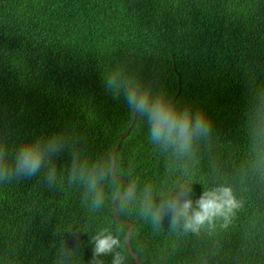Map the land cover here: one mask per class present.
Returning <instances> with one entry per match:
<instances>
[{"label":"trees","instance_id":"trees-1","mask_svg":"<svg viewBox=\"0 0 264 264\" xmlns=\"http://www.w3.org/2000/svg\"><path fill=\"white\" fill-rule=\"evenodd\" d=\"M122 63L178 106L203 110L212 132L177 157L149 140L123 95L105 88ZM63 132L46 169L0 184V264H90L94 237L118 235L125 264H264V0H0V140L11 147ZM105 171L104 207L90 211L85 186L68 183L73 158ZM115 161L111 176V165ZM182 184L193 199L230 186L242 207L197 233L158 227L140 214L146 186L158 204ZM134 193V196H133ZM111 264L112 255L100 257Z\"/></svg>","mask_w":264,"mask_h":264},{"label":"clouds","instance_id":"clouds-1","mask_svg":"<svg viewBox=\"0 0 264 264\" xmlns=\"http://www.w3.org/2000/svg\"><path fill=\"white\" fill-rule=\"evenodd\" d=\"M105 88L114 97L123 95L129 112L137 119L146 121L151 143L164 150H171L177 157L192 154L194 144L201 138H207L212 132V122L206 113L194 111L191 106H178L163 88L154 89L133 68L118 63L105 75ZM63 132H53L24 139L11 147L0 140V184L19 182L32 178L46 169V180L51 186L57 180V170L53 157L65 147ZM105 171L89 166L87 161L73 158L68 183L81 182L85 186V202L90 196L89 208L99 212L104 207L105 193L101 186ZM193 189L182 184L174 195L162 197L157 204L150 186H146L141 200L140 214L150 218L154 227H158L164 217L171 213L170 226H178L191 233H199L204 227H213L216 221H222V227L231 223L236 211L242 207L230 186L220 185L205 190L193 199ZM134 196V193H133ZM92 260L90 264H104L102 256L112 255L111 264H125V257L119 249L123 247L118 235L109 228L101 229L94 237Z\"/></svg>","mask_w":264,"mask_h":264},{"label":"water","instance_id":"water-1","mask_svg":"<svg viewBox=\"0 0 264 264\" xmlns=\"http://www.w3.org/2000/svg\"><path fill=\"white\" fill-rule=\"evenodd\" d=\"M134 121H135V117L133 116L132 117V121L129 124L126 132L119 138V140H118V142L116 144V147L112 150V153L118 149L122 138L125 137L128 134V132H129L130 128L132 127ZM114 165H115V161H114V158H113V163H112L111 168H110L111 176H112V172H113V169H114ZM116 179H122L124 181V184L126 185V187L129 189V191L127 193H117L116 195H114V197L112 198V208H113L112 215H113L114 219L117 222L128 225V229H127V231L125 233L126 247H127L128 251H129L130 255L132 256V258L134 260V263L135 264H143V263L140 262V260L138 258V255L132 250L131 244L129 242V235H130V233H131V231L133 229L132 223L129 222V221H125V220L120 219L118 214H117V204H116L117 198H119V197H124V198L129 197L132 194V192H133V187L127 183V181H126L124 176H119Z\"/></svg>","mask_w":264,"mask_h":264}]
</instances>
